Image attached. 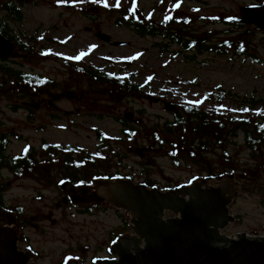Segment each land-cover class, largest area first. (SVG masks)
<instances>
[{"label":"rangeland","instance_id":"obj_1","mask_svg":"<svg viewBox=\"0 0 264 264\" xmlns=\"http://www.w3.org/2000/svg\"><path fill=\"white\" fill-rule=\"evenodd\" d=\"M11 1L20 9V22L12 21L4 10V5ZM116 2L0 0V21L7 19L10 41L16 46L15 58L0 66L49 79L55 83L50 88L51 95L59 97L54 105L45 97V103L39 110L35 109L31 117L27 109L31 101L27 97L29 90L10 92V88L16 86L15 81L0 71V135L8 136L7 156L15 157L26 147L39 150L43 143L96 153L102 141H106L112 155L117 156L110 172L132 176L138 185L154 183L162 190L209 179L203 170L206 166L176 162L149 139L152 137L149 129L172 121L175 115L165 110V104L151 103L147 98L164 100L179 105L180 109L181 105H193L220 109L232 116L246 111L250 117H264V106L253 104V101L264 102V65L254 63L252 58L188 50L162 36L142 37L121 21L144 20L163 25L165 21L173 23L178 19L181 24H173L170 28L173 32L183 29L190 40L196 36L218 42L244 31L227 24L226 19L239 18L242 8L260 5L264 0H119V7L115 6ZM104 3L108 7H104ZM133 7L139 10L137 19ZM89 28L125 46L105 43L97 34L89 32ZM251 28L255 30L251 35L255 52L264 60V32ZM34 39L38 45L31 43ZM27 47L34 48L33 57L28 55ZM81 53L86 55L76 59ZM76 67L83 71L79 72ZM91 70L124 75L140 88V93L133 96L104 94L106 86H100L88 75ZM216 91L229 94L220 105L205 98ZM127 113L134 114L136 124L126 122L125 126L121 122ZM131 126L138 129L137 142L124 134ZM230 142L228 150L237 169L218 174L224 170L222 151L209 153L208 162L218 174L210 184L222 182L232 173L238 178V184L263 181L264 168L258 167V161L244 146L243 135ZM145 148L149 151L144 159L130 151ZM52 156L49 160L57 158ZM64 156V152L60 153L55 161H62ZM118 156L123 159L121 165H117ZM55 178L43 182L33 176L14 177L8 168H0V190H4L0 194L5 205L14 209L19 221L27 219L28 222L19 232V250L33 253L31 264H66V260L76 264H102L122 236L121 226L131 228L133 217L88 189L89 195L83 197L77 191L81 198L65 204V195ZM90 203L99 204L101 209H95L93 215L84 214V208ZM15 208H21L24 216H18ZM230 210L237 222L224 234L264 237V199L240 194ZM0 217L8 224L12 222L5 211L0 210ZM131 232L134 237L130 239H137L133 229Z\"/></svg>","mask_w":264,"mask_h":264},{"label":"water","instance_id":"obj_2","mask_svg":"<svg viewBox=\"0 0 264 264\" xmlns=\"http://www.w3.org/2000/svg\"><path fill=\"white\" fill-rule=\"evenodd\" d=\"M139 16L137 7L133 8ZM238 22L264 32V2L261 5L244 7ZM99 40L112 43L115 47L125 43L112 42L104 33L97 34ZM15 58V45L0 35V61ZM147 100L158 104L159 99L149 96ZM168 112L179 113L170 103L165 104ZM124 119L136 121L133 113ZM141 159L145 153L136 150ZM264 180V173L261 175ZM206 180L192 186L162 192L137 185L131 179L97 180L93 189L103 201L112 207L133 215L134 231L139 239H120L113 248L117 261L102 264H264V237H249L247 234L230 238L223 232L235 218L230 213L233 200L247 194L246 184H238L234 174L227 175L220 188L212 191L201 187ZM264 198V190L256 192ZM166 212L178 216L164 220ZM19 231L0 227V264H31V255L17 250ZM144 243V249L140 245ZM66 264H76L66 260Z\"/></svg>","mask_w":264,"mask_h":264},{"label":"trees","instance_id":"obj_3","mask_svg":"<svg viewBox=\"0 0 264 264\" xmlns=\"http://www.w3.org/2000/svg\"><path fill=\"white\" fill-rule=\"evenodd\" d=\"M16 1L21 3L24 0ZM4 10L9 13V18L12 21L20 22L22 20L20 9L16 7L14 1L4 5ZM121 22H125L126 26L142 37L162 36L186 47L188 50L196 49L198 52L252 58L254 63L264 65V60L255 52L257 50L251 39V35L255 33V30L250 26L241 25L238 22V18L232 20L226 19V23L234 25L236 29H244L243 33L224 37L218 42H212L208 38L196 36L193 37V40H190L189 34L184 33L183 29L173 32V30H170L171 26L173 24H181V21L178 19H175L173 23L165 21L163 25L152 24L144 20H127ZM8 31L7 19L1 20L0 34L11 39ZM76 70H79V72L83 71L81 68H77ZM0 71L6 77L8 76V78L15 81L16 86L10 88V92L20 90L26 93L30 89L31 84L34 85L35 89H42L44 87L50 89L55 86V83L48 79H43L40 76L33 77L22 71H15L3 66H0ZM88 75L100 86H106V89L103 91L104 94H110L111 96H133L140 93V88L136 87L132 83V80L124 75L109 74L94 70L89 71ZM8 82L10 83L9 80ZM20 84L24 86H20ZM39 91L41 92L42 90ZM228 96L229 94H222L220 91H216L206 95L205 98L214 105H220ZM253 104H261L264 106V102L262 101H253ZM121 122L127 126L124 120ZM237 127L245 131V139L248 143L246 148L252 152V156L258 161V167L264 168V117L261 116L252 117L251 119L249 116H232L226 112L224 113L220 109L211 110L199 106L181 105L180 113L175 114L172 121H166L162 126L159 124L155 125L148 132L152 136L149 139L155 141L160 149L170 158L176 162L186 161L187 164L197 165L198 167L206 166L207 169H203L204 172H207L210 177H215L218 174H225L228 171L235 172L237 169L235 159L232 158L228 150V146L231 144L230 139H235L237 136ZM137 133L138 129L131 126L124 134L126 137L137 142ZM8 144V136L0 135V168H8L17 177L29 175L30 169L37 163V160L30 154L32 152L31 148L26 147L22 154L11 158L6 154ZM107 147L108 143L102 141V145L96 153L85 152L71 146L63 147L59 145H49L48 148L44 146V149L47 150V155L49 156L54 153V150L65 153V175L71 180L72 187L78 191L77 186L89 187L94 181L99 179L114 181L116 179L133 178L132 176H124L119 172H110L114 165V159L117 156H113V151ZM215 150L222 151L221 158L224 166V170L218 174L213 168V164L208 162V154L213 153ZM122 160V157H119L117 165H121ZM103 168L107 171L101 172L100 170ZM147 186L151 188L156 187L154 183H149ZM79 191V193H82L81 190ZM0 192L2 193L4 190H0ZM94 208L96 210L101 209L99 204ZM0 210L11 212V209L5 205L1 194ZM15 210L18 216L23 214L21 208H16Z\"/></svg>","mask_w":264,"mask_h":264},{"label":"flooded vegetation","instance_id":"obj_4","mask_svg":"<svg viewBox=\"0 0 264 264\" xmlns=\"http://www.w3.org/2000/svg\"><path fill=\"white\" fill-rule=\"evenodd\" d=\"M129 29L132 30L131 28H129ZM88 31L89 32L92 31L95 36L97 34V29H95V28L92 30H91V28H89ZM31 43L38 45V43L35 41V39L32 40ZM15 49H16V46H15ZM43 51H44V53L46 52L45 50H43ZM27 53H28V55L33 57L35 54L34 48L27 47ZM0 63L2 64L3 62L0 61ZM76 69H77V67H76ZM31 76L35 77L37 75L31 74ZM39 90H42V91L40 92ZM28 92H29V94L27 97L31 101H30V103L27 104V109L30 112L31 117L33 115H35V109L39 110L41 108V104L45 103V97L48 98V101H49L48 103L51 105H54V102H56L59 98L58 95H51L50 89L48 87H44L42 89H35L33 84H31ZM49 97H52L53 99H50ZM165 103L166 102H164V100H160V102H159V104H165ZM247 105L248 106L250 105L249 102ZM247 105H246V109L249 110V108H247ZM175 106H177L180 109L179 105H175ZM170 113L175 115L173 112H170ZM235 116H237V117H248L249 116L250 117V115H248V113L246 111H244L242 115H235ZM251 119H252V117H251ZM130 124L134 125V124H136V122L130 123ZM132 127H134V126H132ZM241 134L243 135V144L245 147H247L248 143L246 142V139H245V131L242 130L241 128L237 127V136H239ZM237 136L235 137V139L237 138ZM51 145H56V144H51ZM44 146H47V148H48L49 144L43 143L39 150H35V149L31 148L32 152L30 154H32L31 156H33L34 159L37 160V163L34 167H32L30 169L29 175H27V176L28 177L33 176L35 178H40L43 182L48 181L50 179L52 180V178L56 177L55 179H56V181H58V183H60V188L63 191V196L65 195V197L63 199L64 203L70 205L71 203H74V201L77 202L78 201L77 199H79L81 197L78 198V193H77L76 189L72 187L71 180L69 178H67L65 175L64 159L62 161H58V162L55 161L56 159H59V155H60V153H62V151L54 150L52 158L55 157V155L57 158L54 160H49V155H47V150L44 149ZM59 146H61V145H59ZM24 149L22 150V152L20 154L23 153ZM136 150H138V149H130V151H134V152H136ZM142 151L145 153V156H144V158H145L149 149L145 148V149H142ZM20 154H18V155H20ZM18 155H16V156H18ZM15 157H11V158H15ZM145 172H149V171H145ZM13 175H14V177L16 176L15 174H13ZM21 177H23V176H21ZM212 180L213 181L216 180L215 177H210L209 179H207L206 184H204L201 188L204 190H209V191L219 189L221 181H215L214 182L215 185H212V184H210L211 182H209ZM224 180H225V177L223 178L222 182ZM94 184H95V182L93 183V185H91L89 187L88 186H77L76 188L78 189V191L81 190L82 196L84 197V196L89 195V193H87L88 192L87 189L93 193L97 192L96 190L93 189ZM194 184L195 183H192L191 185H194ZM242 184L247 185L248 191L252 190L251 193L248 192L249 195H254V196L260 197V196L256 195L255 193L264 190V180L263 181H255V180L243 181ZM142 186H146L147 188L152 189L151 187H148L146 184H143ZM175 189H177V187H174L173 189L172 188H169V189L164 188L162 190H160V189L159 190L162 192H167V191H171V190H175ZM260 198H262V197H260ZM235 201H236V199L233 200L232 205L235 203ZM231 206L229 207L230 209H231ZM94 207H95V203H90L87 208H84V212H85L84 214L93 215L96 212ZM12 210H13V208H11V212H5L9 216H11L12 222L10 224H8V222L6 221V219L4 217H0V227L11 229V230H17L21 233V231L25 228V225H27V223H28L27 219H21L19 221L16 214L14 212H12ZM125 213L127 215L131 216V219H132L133 215L131 213H128V212H125ZM230 213H231V210H230ZM22 216H24V214L20 215V217H22ZM235 222H237V218H235ZM128 229H130V230L128 231ZM132 229H133L132 225L130 228V226L128 227L127 225L123 224L121 226V232L122 231H124V232H123L122 236H120L119 238L124 237V238H127L129 240L130 238H132L131 236L134 237V235L131 232ZM20 238H21L20 235H18L17 250L19 252H22L25 254L29 253V252H23V251L19 250ZM29 254L33 257V253H29ZM110 259H113V257H110Z\"/></svg>","mask_w":264,"mask_h":264},{"label":"snow or ice","instance_id":"obj_5","mask_svg":"<svg viewBox=\"0 0 264 264\" xmlns=\"http://www.w3.org/2000/svg\"><path fill=\"white\" fill-rule=\"evenodd\" d=\"M91 2H92V3H96V0H91ZM103 6H104V7H108V4H107V3H104ZM115 6H116V7H119V0H117ZM176 7H179V5L177 4ZM169 19H170V17H169ZM84 55H86V53H81L80 56L76 57V59H80V58H82Z\"/></svg>","mask_w":264,"mask_h":264},{"label":"built area","instance_id":"obj_6","mask_svg":"<svg viewBox=\"0 0 264 264\" xmlns=\"http://www.w3.org/2000/svg\"><path fill=\"white\" fill-rule=\"evenodd\" d=\"M177 218H178V216H175V218H174V219H177ZM171 219H173V218H171ZM233 238H236V236H235V237H233ZM140 247L144 249V243H142V244L140 245Z\"/></svg>","mask_w":264,"mask_h":264}]
</instances>
